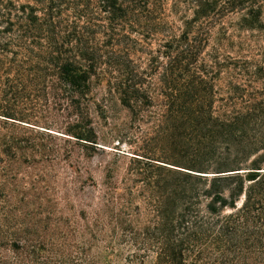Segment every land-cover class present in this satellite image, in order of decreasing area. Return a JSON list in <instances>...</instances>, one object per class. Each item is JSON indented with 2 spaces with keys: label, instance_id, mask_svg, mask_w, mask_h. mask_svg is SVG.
<instances>
[{
  "label": "trees",
  "instance_id": "obj_1",
  "mask_svg": "<svg viewBox=\"0 0 264 264\" xmlns=\"http://www.w3.org/2000/svg\"><path fill=\"white\" fill-rule=\"evenodd\" d=\"M103 87L162 154L98 183ZM0 264H264V0H0Z\"/></svg>",
  "mask_w": 264,
  "mask_h": 264
},
{
  "label": "rangeland",
  "instance_id": "obj_2",
  "mask_svg": "<svg viewBox=\"0 0 264 264\" xmlns=\"http://www.w3.org/2000/svg\"><path fill=\"white\" fill-rule=\"evenodd\" d=\"M236 19L237 17H234V20ZM104 89V87L97 88L95 91V102L97 105L105 102L107 109L96 108L94 124L98 144L97 148L90 151L91 159L86 164L87 172L84 173V178H92L98 183H101L104 178H110L109 176H116L121 180L131 167L133 157H136L134 153L153 154L155 156L162 154L158 140H150V138L155 137L153 120L145 117L143 122L133 121L130 113L120 104L119 100L115 96L107 95ZM38 129L43 130L39 132H44L45 143L48 146H52V142L62 147L75 144L65 134L41 127ZM74 147L77 150V146ZM51 164L48 162L31 164L30 166H21L20 170L23 174L27 172L31 178H36L34 175L39 170H47ZM58 174V177L64 176L62 172ZM52 187L54 184L47 190L48 187L42 184L40 191L47 190L48 193L44 195H50Z\"/></svg>",
  "mask_w": 264,
  "mask_h": 264
}]
</instances>
